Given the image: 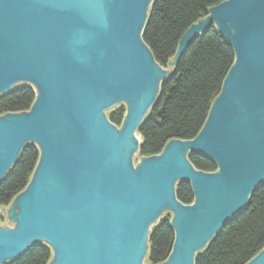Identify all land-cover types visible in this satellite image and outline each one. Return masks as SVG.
Masks as SVG:
<instances>
[{
	"label": "water",
	"instance_id": "1",
	"mask_svg": "<svg viewBox=\"0 0 264 264\" xmlns=\"http://www.w3.org/2000/svg\"><path fill=\"white\" fill-rule=\"evenodd\" d=\"M153 0H0V95L32 85L26 111L0 115V180L27 144L39 158L0 229V264L47 243V264H143L165 210L174 241L160 264H193L264 180V0H224L190 25L171 63L213 25L234 51L197 135L134 163L136 133L167 70L141 37ZM126 105L120 128L106 112ZM188 153L212 160L194 168ZM188 181L193 202L175 184ZM246 264H264V249Z\"/></svg>",
	"mask_w": 264,
	"mask_h": 264
},
{
	"label": "trees",
	"instance_id": "2",
	"mask_svg": "<svg viewBox=\"0 0 264 264\" xmlns=\"http://www.w3.org/2000/svg\"><path fill=\"white\" fill-rule=\"evenodd\" d=\"M224 0H153L141 37L155 61L167 70L160 82L155 102L138 126L140 137L134 157L156 155L171 140L195 137L202 128L211 104L219 94L222 82L234 62V51L226 38L211 25L199 35L179 57L172 58L184 31L204 18L212 6ZM36 97L32 85L19 84L0 95V115L26 111ZM106 117L120 128L126 115V105L118 104L107 111ZM39 158V149L27 144L0 180V207L28 184ZM187 159L195 169L217 171L216 164L199 153H188ZM177 200L189 205L193 192L188 181L175 184ZM171 214L165 213L150 229L148 251L144 260L160 264L170 254L174 241ZM2 220H0L1 222ZM264 249V180L251 193L247 206L231 222L211 238L206 247L195 255L193 264H246ZM52 249L45 242L31 245L23 254L5 264H47Z\"/></svg>",
	"mask_w": 264,
	"mask_h": 264
},
{
	"label": "rangeland",
	"instance_id": "3",
	"mask_svg": "<svg viewBox=\"0 0 264 264\" xmlns=\"http://www.w3.org/2000/svg\"><path fill=\"white\" fill-rule=\"evenodd\" d=\"M21 84V82L16 83V85ZM119 103H124L122 101H119ZM136 163V161H134ZM15 208L10 207L9 205L7 207H0V229H11L13 228L15 222L12 218V215L10 213L11 210H14ZM168 210H165L161 213V216L167 213ZM143 264H149L146 260L143 261Z\"/></svg>",
	"mask_w": 264,
	"mask_h": 264
}]
</instances>
